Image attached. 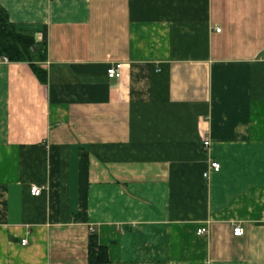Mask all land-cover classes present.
<instances>
[{
  "label": "crops",
  "instance_id": "crops-1",
  "mask_svg": "<svg viewBox=\"0 0 264 264\" xmlns=\"http://www.w3.org/2000/svg\"><path fill=\"white\" fill-rule=\"evenodd\" d=\"M0 6V264H264V0Z\"/></svg>",
  "mask_w": 264,
  "mask_h": 264
},
{
  "label": "trees",
  "instance_id": "trees-1",
  "mask_svg": "<svg viewBox=\"0 0 264 264\" xmlns=\"http://www.w3.org/2000/svg\"><path fill=\"white\" fill-rule=\"evenodd\" d=\"M43 40L37 41L33 30L18 27L10 21L7 10L0 6V58L12 62L45 61L47 58V30ZM45 74V73H44ZM43 73L42 77H45ZM90 264L108 261L107 249L98 244L96 233L90 236Z\"/></svg>",
  "mask_w": 264,
  "mask_h": 264
},
{
  "label": "built area",
  "instance_id": "built-area-1",
  "mask_svg": "<svg viewBox=\"0 0 264 264\" xmlns=\"http://www.w3.org/2000/svg\"><path fill=\"white\" fill-rule=\"evenodd\" d=\"M217 31H220V29H217ZM107 75L110 78H120L122 77V64L121 63H114L111 64L108 68H107ZM205 146H209L210 145V141H205ZM211 168L213 171H219L221 168L220 163L218 162H212L211 164ZM206 175V174H205ZM31 193L34 196H39L42 193V188L38 187V186H32L31 187ZM206 232L205 228H200L198 229V234H204ZM234 234L236 236H242L244 234V229L242 226L237 225L234 228ZM22 245H27L28 244V240L27 239H23L22 240Z\"/></svg>",
  "mask_w": 264,
  "mask_h": 264
}]
</instances>
